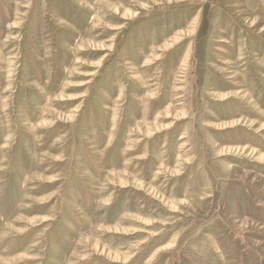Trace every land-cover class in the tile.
Segmentation results:
<instances>
[{"label":"rangeland","instance_id":"374dc122","mask_svg":"<svg viewBox=\"0 0 264 264\" xmlns=\"http://www.w3.org/2000/svg\"><path fill=\"white\" fill-rule=\"evenodd\" d=\"M0 264H264V0H0Z\"/></svg>","mask_w":264,"mask_h":264}]
</instances>
